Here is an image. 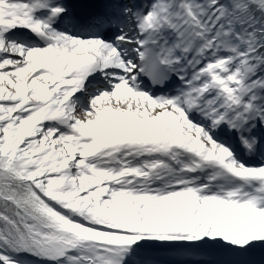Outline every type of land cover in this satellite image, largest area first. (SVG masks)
<instances>
[{"label": "snow or ice", "instance_id": "obj_1", "mask_svg": "<svg viewBox=\"0 0 264 264\" xmlns=\"http://www.w3.org/2000/svg\"><path fill=\"white\" fill-rule=\"evenodd\" d=\"M0 264H264V0H0Z\"/></svg>", "mask_w": 264, "mask_h": 264}]
</instances>
